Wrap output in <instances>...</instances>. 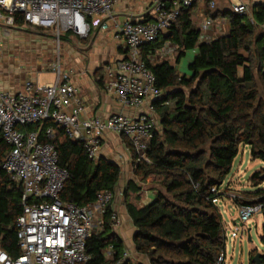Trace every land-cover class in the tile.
<instances>
[{
    "label": "trees",
    "instance_id": "obj_1",
    "mask_svg": "<svg viewBox=\"0 0 264 264\" xmlns=\"http://www.w3.org/2000/svg\"><path fill=\"white\" fill-rule=\"evenodd\" d=\"M194 9L182 12L168 33L143 49V58L163 92L153 103L160 122L147 151L150 162L136 163L131 144L130 148L135 176L141 181L153 177L158 186L151 188L156 190L155 199L138 207L128 197L130 189L138 191L137 184L130 181L125 203L137 228V251L147 255L152 264H218L226 250V229L217 204L225 195L221 187L241 145L250 147L254 160L264 162V100L256 81L257 72L264 82L258 30L264 22V3L253 7L254 22L220 7L213 16L230 14L229 31L203 42L192 21ZM22 23L18 17V26ZM168 41L180 48L178 59L187 51H197L188 74L180 75L169 60L150 58ZM52 125L46 122L41 135ZM24 129L36 131L39 125ZM53 143L60 165L69 171L62 192L64 202L85 206L94 202L99 192L116 190L121 178L117 163L104 157L90 160L82 145L59 127H55ZM8 151L0 131V243L9 254L19 256L17 220L23 211L22 189L2 168ZM250 180L255 190L235 197L236 205H264V168ZM112 212L109 207L104 230L88 240L89 264H127L122 262L124 242L112 229ZM262 232L264 245V223ZM109 246L113 253L107 258ZM256 254H250L251 264Z\"/></svg>",
    "mask_w": 264,
    "mask_h": 264
},
{
    "label": "built area",
    "instance_id": "obj_2",
    "mask_svg": "<svg viewBox=\"0 0 264 264\" xmlns=\"http://www.w3.org/2000/svg\"><path fill=\"white\" fill-rule=\"evenodd\" d=\"M220 2L226 3L234 14L246 15L254 22L253 7L264 0H153L146 15L145 5L141 12H135L131 6L120 11L122 0H0V26L6 35L28 27L52 32L60 44L66 37L86 40L112 30L114 41L124 44L126 55L103 65V88L124 107L134 110L133 114L117 112L107 118L84 117L86 106L81 89L72 81L71 72L62 70L60 65L52 67L56 76L53 82L40 84L27 80L20 91L0 87V131L9 146L2 168L21 187L23 206L17 220L21 254L12 256L0 243V264L90 263L88 240L93 233L104 230L105 214L112 207L115 191H101L94 202L85 206L62 200L69 171L60 165L59 152L53 143L55 127L79 142L90 160L100 158L103 140L112 132L130 141L137 155L136 163L150 162L147 151L159 122L143 108L148 101L159 99L163 92L143 58V49L168 33L182 12L192 7H204L199 40H211L208 33L215 25L213 15ZM18 17L23 21L20 26ZM258 30L262 35L264 73V22ZM179 50L168 41L150 58L169 60ZM3 58L0 46V62ZM46 122L53 125L42 136ZM30 125H39V129L26 131L24 128ZM239 211L240 221L245 223L256 213H264V205L239 206ZM111 220L113 231L122 224L114 211ZM112 253L113 247L109 246L106 257L110 258ZM122 262L137 264L128 251H124ZM224 262L225 255H221L218 264Z\"/></svg>",
    "mask_w": 264,
    "mask_h": 264
},
{
    "label": "crops",
    "instance_id": "obj_3",
    "mask_svg": "<svg viewBox=\"0 0 264 264\" xmlns=\"http://www.w3.org/2000/svg\"><path fill=\"white\" fill-rule=\"evenodd\" d=\"M152 1L144 3L145 15L147 14V6ZM130 3L131 0L128 1V3L122 1L120 11L122 9H125L127 6H131ZM223 4L224 2H220L221 6H223ZM220 5L219 8L221 7ZM132 8H134L136 12L137 8L135 6ZM142 10L143 7L140 5L137 9V12H141ZM194 10H197V13L203 19L204 7H195ZM223 21L225 20L219 21L218 23L220 24ZM110 31L97 34L93 37V40H91L87 46H78L77 49L81 50L82 52L78 51V53L75 55L80 56H74L75 61L67 63V71L71 72L72 81L81 89V94L86 106V110L84 113V117L86 118H107L111 114L117 112H124L127 114L134 113L133 109L124 107L118 101L116 96L108 94L103 88V84L101 81V78L103 76V65L112 60L123 58L126 55L124 44L122 42L114 41V39L113 48L101 51L93 49L92 44H94V40L98 37H103L102 42H104L105 44L109 42ZM224 34L222 33L220 36ZM36 37L37 36L34 35L33 39H35ZM3 51L4 58L3 61L0 62V87L2 89L10 91H20L24 88L25 82L27 80H32L34 82L43 84L39 80V75L35 71L34 67H32L34 65L31 66L29 63H23V61H21L20 59H12L10 57H6V50L3 49ZM12 52L13 51L11 50V53ZM196 52V50L187 51L185 55H182L179 59L178 54L180 53V51L175 54L176 58L173 65L176 67V70L180 75L189 73V64L196 55ZM153 103L154 102L151 100L148 101L143 110L152 113L155 119L160 122L159 115L156 113ZM130 144V141L124 136H120L112 132L107 133L103 140V147L100 157H104L110 161H113L121 167V178L115 190V199L112 204V210L121 217L122 224L119 228L114 230V232L123 240L124 249L125 251L129 252L130 258L133 261H135L137 264H152L147 255L137 251L135 244V235L137 232V228L135 227L134 222L127 211L125 203V190L129 182L134 181L137 184L138 191L130 189L128 191L129 200L131 203L137 205L138 207H143L144 205L149 204L155 199L156 190H153L151 188H157L158 185L154 182L153 178H149L146 181H141L140 178H137L135 176V162ZM234 205L239 209L238 205H236L235 203Z\"/></svg>",
    "mask_w": 264,
    "mask_h": 264
},
{
    "label": "rangeland",
    "instance_id": "obj_4",
    "mask_svg": "<svg viewBox=\"0 0 264 264\" xmlns=\"http://www.w3.org/2000/svg\"><path fill=\"white\" fill-rule=\"evenodd\" d=\"M150 1L152 0H131L130 5L138 9L140 5L144 7V3ZM224 6H226V3L221 7ZM193 11L192 21L200 29L203 19L197 13V10ZM97 19L95 17V20ZM229 19L230 14L218 16L214 21V27L208 33V37L212 39L220 36L222 33H227L229 30ZM222 20L226 22L223 21L219 24L218 22ZM112 34V31H110L109 42L106 44L102 42L103 37L95 39L94 44H92L93 49L101 51L113 48ZM34 35L37 36L35 39H33ZM91 40H93V35L85 41L66 38L59 44L55 40L54 34L49 31L25 27L24 30H12L10 35H6L5 29L0 26V46L6 50V57L20 59L23 63H29L31 66L34 65L32 67H34L39 75L41 83L55 81V73L51 71L54 65H60L62 70L67 71V63L75 61L74 56H80L75 55L78 51L82 52L77 47L82 45L87 46ZM11 50L13 51L12 53ZM252 52L255 54L254 49ZM245 54L249 55L247 52ZM175 58L176 55L173 59H170L172 64L175 62ZM256 81L260 96L264 100V82L257 72ZM263 168V161L259 159L254 160L251 157L250 147L248 145H241L239 153L234 160L232 171L221 187V191L225 195L217 201L226 229V256L224 264H251L250 254L252 255L254 252L264 254V245L261 241L264 214L261 212L256 213L248 221L242 223L239 218L240 211L234 205L235 197L241 196L243 192L255 190L250 178L255 172Z\"/></svg>",
    "mask_w": 264,
    "mask_h": 264
},
{
    "label": "water",
    "instance_id": "obj_5",
    "mask_svg": "<svg viewBox=\"0 0 264 264\" xmlns=\"http://www.w3.org/2000/svg\"><path fill=\"white\" fill-rule=\"evenodd\" d=\"M257 4H255L254 6H256ZM252 262L254 264H264V254L262 253H257L253 259H252Z\"/></svg>",
    "mask_w": 264,
    "mask_h": 264
}]
</instances>
